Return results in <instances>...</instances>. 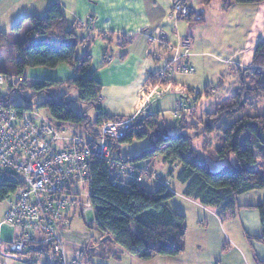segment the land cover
I'll return each mask as SVG.
<instances>
[{
    "label": "trees",
    "instance_id": "obj_1",
    "mask_svg": "<svg viewBox=\"0 0 264 264\" xmlns=\"http://www.w3.org/2000/svg\"><path fill=\"white\" fill-rule=\"evenodd\" d=\"M174 1H181L183 4V11L178 13V19L198 26L205 24V15L196 12L190 0ZM202 2L206 6L211 2H219L223 9L228 11L232 5L259 4L264 0H202ZM27 20L31 26L25 32L22 42L11 43L10 35L0 31V49L5 47L16 54V58L9 61L10 68L0 67V74L5 82L8 80L9 86L22 94L26 90H33L35 94L32 99L48 93L53 87L67 86L76 89L78 101L96 109L95 120L87 113L79 114L73 111L66 94L46 99L39 104V108L47 110L51 120L56 122L54 125L61 130L83 126L86 136L92 141L99 138L98 128L103 122L125 120V117L111 116L98 108L102 85L96 79L87 76L92 67L93 57L89 47L82 57H77L79 44L75 34L77 29L75 25L72 28L68 26L65 10L59 1L54 0L51 3L44 18L32 16ZM23 23V21L18 23L13 31H19ZM105 40L108 41L110 38ZM128 44L129 42H125L122 46ZM61 65L75 69L76 77L64 84L50 80L38 81L30 86L27 84L25 76L27 70L38 68L54 70ZM239 72L240 84L235 93L220 102L214 111L207 113L201 123H192L190 127H186L185 118L180 119L183 128L198 131L195 136L186 133L170 135L159 125V115L140 116L133 122L126 137L114 143L113 149L122 157L121 149L124 146L139 141H150V149L138 156L127 157L126 162L134 164L144 162L151 166L156 158H160L169 168L166 176L168 179L174 176L176 167H179L176 180L184 186L183 197L216 212L215 215L221 222L228 215L234 216L237 210L243 208L238 202L241 196L261 192L262 203L248 208L260 211L262 233L256 238L249 236L248 240L264 245V115L257 107V103L264 101V41L255 47L249 67ZM152 84H156V77ZM211 90L214 88L205 89L196 98L208 96ZM27 100L29 102L30 99ZM0 102L6 103L2 101L1 94ZM16 108L19 112L33 110L30 105ZM201 126L203 129L199 131ZM217 131L222 132V142L214 148L208 143ZM199 136L207 139V145L202 148L203 157L194 146ZM243 137L244 145L241 144ZM232 157L234 162L231 160ZM207 160L224 165L220 170L212 171ZM151 174L153 175L152 170ZM113 175L114 171L105 163H93L87 189L89 205L94 212V222L90 225L99 231L101 240L116 244L123 252L142 262L183 255L187 247V218L169 205L170 200L176 197L169 185L158 175V181L161 182L153 191H149L143 183L120 188L114 185ZM20 188L21 182L5 175L0 180V203L9 199ZM71 196H76L75 200L78 203L79 193ZM82 209L84 213V208ZM71 211L67 210L64 215L66 220L58 223L59 228L60 224L63 226L67 224ZM63 229L68 230V227ZM39 246L45 247L48 251L45 248H36ZM27 249L42 255L45 252L50 253V249L41 243L31 242ZM85 251L92 264L89 259L90 252L87 249ZM256 264H264V261L256 259Z\"/></svg>",
    "mask_w": 264,
    "mask_h": 264
},
{
    "label": "crops",
    "instance_id": "obj_2",
    "mask_svg": "<svg viewBox=\"0 0 264 264\" xmlns=\"http://www.w3.org/2000/svg\"><path fill=\"white\" fill-rule=\"evenodd\" d=\"M53 1L0 0V31L9 35H15V31L13 32L14 27L23 21L24 23L18 35L25 34L22 30L24 25L29 23L27 18L32 16L38 17V13H36V9L38 8L42 9L40 13H45V10L49 8ZM58 1L65 10L66 17L68 15L67 10L71 12L69 14L71 21L67 19V21H70L68 22V26L72 28L75 25V28L80 31V34H77L82 42V55L89 47L90 54L93 57L92 67L87 76L96 79L102 85L103 90L98 101V108H100L99 105L102 103L103 109H101L103 111L111 116L125 117L126 119L138 118L148 114L154 116L153 112H146L148 104L145 103L146 96H143V90L146 86L153 85V79L155 80L156 74L160 71L164 61L167 60L165 58L173 56L172 52H174V56L176 55L178 46L181 45L183 39H192L191 62L195 73L189 76L192 77L190 79L183 76L175 77V82L170 85L168 84V86L172 85V89H165L162 97L169 93L181 95V98H185L186 102H189V106H191L192 104L190 102H192V99L190 98L195 97L196 102L199 101L196 96L203 92L201 91V86H205V89H207L222 77L229 75L231 69L236 68V72H239V70L249 67L253 60L254 49L261 42L259 38L263 33H259L250 48H238L234 51L230 48L229 55L224 56L226 51L224 53L222 52L221 46L217 44L216 39L212 43L214 47L211 50L207 51L200 45L196 40L197 35L199 34L201 39L204 38V31L198 32L194 28L198 27V25L177 18L173 12L174 0ZM190 1L195 11L203 14L209 8L215 7L216 5V2H211L206 6L202 0ZM35 7L37 8L35 9ZM218 7L225 13L231 10L230 8L228 11H225L222 4ZM220 17L225 19L223 14ZM119 35L123 38L120 39L121 37H117ZM115 36L116 39L114 40ZM194 36H196V39H194ZM105 38H110V40L106 41ZM123 39L124 42H122ZM221 41L224 42L223 40ZM125 42H129V44L122 46ZM112 47L115 49L110 50ZM170 52L171 56L169 54ZM247 54L252 55L249 61H246V58L241 60V56ZM206 64L209 67V74L205 75ZM216 66L219 67V73H210L211 68ZM27 71L29 74L27 75L25 73V76L27 75L26 79L29 86L35 82L45 80L64 84L68 80L76 77V70L68 65H61L54 70L38 68ZM237 76H231V79L239 83V76ZM222 101L218 99L216 102L211 101L210 103V100H208L207 103L209 104L206 110L202 111V116L198 120H202L207 113L214 111L216 106ZM177 107H180V102L174 100L172 108L177 109ZM258 110L264 115L262 108L258 107ZM192 114L196 115L195 113ZM69 129L67 130L71 131ZM136 143L130 146H124L121 149L122 157L126 155V157L138 155L128 154L129 152L125 151L127 147H135L137 145ZM141 145L144 147V151H146L151 144L144 143ZM132 152L136 153L134 150L130 153ZM158 159L161 161L160 158ZM144 164V162L139 163V166L142 167ZM162 166L168 167L162 161L160 165H157V160H155L150 167L153 173L158 172L163 179V173H160L158 169ZM175 170L178 174L179 167H176ZM176 172L172 178H166L163 181L169 185L170 190L177 197L178 194H183L184 186L181 184L179 186L178 182H176ZM157 186L154 185L152 189H147L153 191ZM262 198L263 194L256 191L241 196L238 199L239 205L243 208L237 210L234 216L228 215L224 218V221H228V229H230L231 233L229 234L226 231L224 241L219 244V248L215 254L208 251L207 247H205L204 240H189L187 234L186 251L179 257H160L150 262H142L132 256H124L125 252L116 250L118 256L115 258L120 260L123 256L129 264H256V259L264 261V245L254 241L249 242L248 240L249 236L256 238L262 233L260 211L255 208H248L249 206L260 205ZM186 200L190 201L189 199ZM190 202L193 203L192 201ZM193 204L203 211L201 212L203 215L200 214V218L198 219L199 224L197 225V230L208 232V228L214 223L221 226L220 228H223V221L221 222L216 217V212L196 203ZM5 214L0 221V261L4 264H54L55 259L52 253L45 252L42 255L39 252H31L28 249L23 254L17 255L12 253L10 247L18 238L20 232L17 229L2 225ZM206 215L208 217L211 216L213 222L208 224V219L205 218ZM237 228L241 230V236L234 234V230ZM67 231H63V237L67 241L69 249L85 248L90 252L91 256L93 255L92 251L94 247L92 244H89L90 240L88 238H83L78 233ZM36 248L45 247L39 246ZM99 248L102 249L103 246ZM103 253L104 251L97 254L98 260L96 262L89 258L91 263L104 264L101 260L104 258Z\"/></svg>",
    "mask_w": 264,
    "mask_h": 264
},
{
    "label": "built area",
    "instance_id": "obj_3",
    "mask_svg": "<svg viewBox=\"0 0 264 264\" xmlns=\"http://www.w3.org/2000/svg\"><path fill=\"white\" fill-rule=\"evenodd\" d=\"M182 11V2L174 1V14ZM180 49L182 54L177 50L172 60L164 61L156 74V84L143 90L146 104L162 97L165 89L171 90L172 85L168 84L174 83L175 77L194 73L189 62L192 40L183 39ZM4 82L0 74V85ZM136 119L103 122L98 128L99 138L92 141L88 136L61 130L45 121L39 110L19 112L16 107L0 102V180L6 175L22 183V188L9 197L2 222L20 232L10 247L13 254H23L28 244L34 242L50 249L54 264H90L85 249L69 250L58 223L66 220L62 211L77 204L76 196L71 194L88 189L93 163L109 166L114 171L113 183L120 188L143 183L145 177L159 180V176L151 174L149 164L141 167L126 162L113 149L115 142L126 137ZM89 210L88 204L84 214Z\"/></svg>",
    "mask_w": 264,
    "mask_h": 264
},
{
    "label": "rangeland",
    "instance_id": "obj_4",
    "mask_svg": "<svg viewBox=\"0 0 264 264\" xmlns=\"http://www.w3.org/2000/svg\"><path fill=\"white\" fill-rule=\"evenodd\" d=\"M69 2H73V0H69ZM220 4L221 3L216 2L215 7L209 8L204 13L206 23L203 26L194 27L195 30H198V32L204 31V34H205L204 38L201 39L198 34L197 39H196V36H194V39H196L200 43V45L204 47L205 50L208 51V50H211L212 47H214V45H212L214 39H216L218 42L217 44L221 46L222 52L224 53L226 51L224 56L229 55L230 48L233 51L238 48H250L254 40L257 39L260 32H263V33L261 34L259 41H264V2L259 3V4H252V5H232L231 10L228 13H225L224 11L220 10V7H218L220 6ZM36 8L37 7H35V9ZM36 10H37L36 13H38L39 18H44L48 11V9H46L45 13L44 12L40 13L42 9L38 8ZM70 13L71 12L67 10V14H68L67 19L69 20H70V15H69ZM222 14L225 16V19L223 17H220L222 16ZM69 20L68 22L71 21ZM30 26L31 25L29 22L28 24L24 25V28L22 31H24L25 33L30 28ZM18 33L20 32L16 31L15 35H10L9 39L11 43H19L23 41L24 34L20 36L18 35ZM77 33L80 34V31L79 30L75 31V34L78 37ZM117 37H121V36L119 35ZM78 39H79V44H78V49H77L78 50L77 57H80L83 52V47H82V42L80 40L81 38L78 37ZM115 39H116V36L114 37V40ZM221 40H223L224 42H222ZM113 48L114 47H112L110 50H113ZM10 51L11 50H8L5 47L0 49V67L7 66L8 68H10L9 61L13 58H16V54L14 53V51L13 50L11 52ZM178 52L182 54L180 46H178ZM172 53H173V56H171V52H170L169 54L171 57L168 56L165 59L172 60L174 57V52ZM251 56H252L251 54L243 55L241 56V60L243 58H246V61H249ZM191 57H192V50H191V54L189 57L190 61H191ZM205 71H206L205 75L209 74L208 64H206ZM219 71H220L219 67L216 66V67L211 68L210 73L215 72L218 74ZM26 74L27 75L29 74L28 71H26ZM239 74L240 72H236V68L231 69L229 75H227L226 77H222L218 82L215 81L216 83H213V86H211L210 88L213 87L214 90H211L208 96L202 95L199 101L197 102L195 100V97L190 98L192 99V102H190L192 104L191 106H189V102H186L185 98L183 97L181 98V95L169 93L163 96L162 98H156V97L153 98L148 103L146 112L150 111V112H153V115H159L158 116L159 125L162 127V129H165L167 133L170 135L176 134V133L178 134L186 133L189 136H195L198 131L191 130L188 128H183L182 125L180 124V119L182 117L185 118L186 123H187L186 127H190L192 123H199L201 120H198V119L202 116L201 115L202 111H205L209 104L207 103L208 100H210V103L211 101L216 102L218 99L225 100L227 97L235 93V90L239 87V83L236 80L231 79V76L236 77L237 75L239 76ZM182 76L189 78V79L192 78V77H189L188 75H182ZM9 85L10 83L8 80H6V82L3 85H0V94L2 96V101L6 102L5 105L11 106V107H26L30 105L34 110H39V113L42 119H44L45 121H49L52 124H56V122L54 120H51L50 114L47 110L39 108V104L43 103L46 99H49L52 97L58 98L65 94L67 95V99L71 101V109L73 111L79 114L87 113L88 116L91 117L93 120L96 119V114H97L96 109L79 102L78 92L76 89L68 88L67 86H61L58 88L53 87L49 89L48 93L38 95L34 99H32V97L35 94L33 90L31 89L26 90L24 91V94H22L17 90H13ZM201 87H202L201 91L204 92L205 86H201ZM27 99H30L29 102ZM174 100H178L180 102V107L179 108L177 107V109L172 108ZM99 106L100 108L103 109L102 103H100ZM258 107L264 110V101H260L258 104ZM192 113H195L196 115H193ZM199 129H200L199 131H202L203 127L201 126ZM69 130L75 133L76 132L80 133L84 136L87 135L85 133L84 127L81 125L73 126ZM221 142H222V132L217 131L214 134V136L210 139L208 144H212L213 147L216 148L221 144ZM144 143L151 144L150 141L148 140L139 141L136 143L137 145H135L136 148L127 147L125 151L129 152L128 154H138L139 155L145 150L143 149L144 147H142L141 145ZM206 143H207V139L203 136L201 137L199 136L194 142V146L199 152L201 157L204 156L202 152V148L204 145H207ZM241 144L244 145V137L241 139ZM138 148L140 149L138 150ZM150 148H151V145L149 146V149ZM133 150L136 151V153L134 152L130 153ZM126 156L124 157L127 158ZM156 160H157V165H160L161 161L159 159H156ZM231 160L232 162H234L233 157L231 158ZM207 162L210 165V168L212 171H218L224 165V164H216L210 160H207ZM144 166L142 165V167ZM158 169L160 173H163V176H164L163 180H165L167 178L166 176L168 174L169 168L166 166H162V167H159ZM261 170H262V167H261ZM153 174H155V176L160 175L158 172L153 173ZM160 182L156 181L155 179H148L146 177L143 179V184H145L148 189H152L154 185H159ZM179 186L181 185L179 184ZM87 192H88L87 190H83V189L79 191L78 203L76 204V206H74L75 208L72 211L70 209L71 212L68 214L69 221H67V224L65 226H63V224H60V228H59L60 235L63 237V231L65 230L63 228L68 227L67 232L72 231V232L78 233V235H82L83 238H88L90 240L89 244L90 245L92 244V246L94 247V250L92 251L93 255L90 257V259L93 260L94 262L98 260L97 254L99 252L104 251L103 253L104 258L101 259L104 264H129V262L123 256L120 260H117L115 258L118 256L116 253V250L121 251V252L123 251L116 244H113L111 242H105V239L101 240V234L99 233V231L94 226H91L94 222V212L92 211V209L89 210L86 213V215L83 213L82 207L85 209L86 205L89 204V198H88ZM8 201H9L8 199H5L4 202L0 203V221H1V218L5 214V211L8 206ZM169 205L174 211L186 216L187 227H188V239L189 240H194V239L204 240L205 247H207L210 253L211 252L213 254L216 253V251L219 248V244L224 241V234L226 233V231L229 234L231 233L230 229H228V224H227L228 221L222 222L223 228H220L221 226L216 225L214 223L210 225V227L208 228L209 229L208 232L206 231L201 232L197 230L198 228L197 225L199 224L198 219L200 218V214L203 215V213H201L203 211L199 209V207H197L195 204L186 200L182 195L178 194L177 197H174L172 200H170ZM67 210L68 209L63 210L62 214L65 215ZM205 218L208 219V224L213 222L211 219V216L208 217V215H206ZM234 234L236 236H241V230L239 228L235 229ZM101 245H103L104 249L99 248L101 247ZM124 256H128V254L125 253Z\"/></svg>",
    "mask_w": 264,
    "mask_h": 264
}]
</instances>
